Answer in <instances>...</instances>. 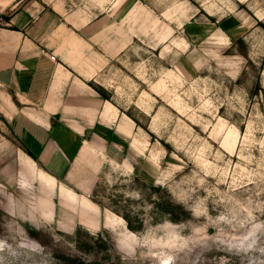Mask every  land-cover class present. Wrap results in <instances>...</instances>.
Instances as JSON below:
<instances>
[{
    "label": "rangeland",
    "instance_id": "rangeland-1",
    "mask_svg": "<svg viewBox=\"0 0 264 264\" xmlns=\"http://www.w3.org/2000/svg\"><path fill=\"white\" fill-rule=\"evenodd\" d=\"M44 1L93 24L94 83L136 123L139 146L125 162L102 158L90 230L76 211L62 217L57 191L53 214L40 213V169L0 113V264H264V0ZM236 8L257 20L242 42L206 13ZM168 200L176 220L159 207Z\"/></svg>",
    "mask_w": 264,
    "mask_h": 264
},
{
    "label": "crops",
    "instance_id": "crops-1",
    "mask_svg": "<svg viewBox=\"0 0 264 264\" xmlns=\"http://www.w3.org/2000/svg\"><path fill=\"white\" fill-rule=\"evenodd\" d=\"M236 10L220 18L206 12L215 26L212 30L244 39L257 20ZM197 13L186 29L196 28ZM0 14L10 17L0 21V113L23 153L40 169L38 209L50 217L57 191L64 219L76 211L81 224L97 229L100 206L88 194L102 158L126 160L129 148L138 149L140 132L91 84L100 69L92 39L85 35L93 24L81 26V33L74 22H65L58 7L44 0H11L6 7L0 5ZM27 157L23 169L31 174L35 169ZM82 173L87 177L80 180ZM107 219L105 215L103 224L111 227Z\"/></svg>",
    "mask_w": 264,
    "mask_h": 264
},
{
    "label": "trees",
    "instance_id": "trees-1",
    "mask_svg": "<svg viewBox=\"0 0 264 264\" xmlns=\"http://www.w3.org/2000/svg\"><path fill=\"white\" fill-rule=\"evenodd\" d=\"M0 19H4L6 21H9L10 20V17L8 15H2V14H0ZM238 40L240 42H242L243 41V38H239ZM91 84L94 86V88H96L102 94L103 97H105L106 99H110L111 100L110 96L108 94H106L105 89L102 86L97 85L95 83H91ZM34 158H36V157L34 156ZM94 202H96L100 207H102V204L100 202H97L95 200H94ZM159 207L162 210V212H163L164 215H167L168 218H170L172 220H176L174 218V216H173V213L175 211L174 208H173L174 205H173V203L170 200H168L166 202V206H164V203L163 202H160ZM26 229H27V231H28V233L30 235H32L33 237H36V238L38 237V235L40 233L38 230H36L35 228H33L31 226H27Z\"/></svg>",
    "mask_w": 264,
    "mask_h": 264
},
{
    "label": "bare ground",
    "instance_id": "bare-ground-1",
    "mask_svg": "<svg viewBox=\"0 0 264 264\" xmlns=\"http://www.w3.org/2000/svg\"><path fill=\"white\" fill-rule=\"evenodd\" d=\"M107 220H108V222L110 221V219H109V218H108Z\"/></svg>",
    "mask_w": 264,
    "mask_h": 264
}]
</instances>
